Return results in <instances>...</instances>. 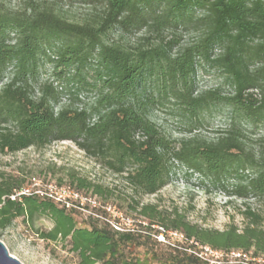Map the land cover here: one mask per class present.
Instances as JSON below:
<instances>
[{"label": "trees", "instance_id": "16d2710c", "mask_svg": "<svg viewBox=\"0 0 264 264\" xmlns=\"http://www.w3.org/2000/svg\"><path fill=\"white\" fill-rule=\"evenodd\" d=\"M61 3L84 5L87 15L70 20ZM113 33L120 41L111 39ZM179 33L195 37L183 44ZM141 34L134 44L122 41ZM43 57L53 65L54 78L68 82L95 66V101L57 108L54 82L36 83ZM202 63L226 77L231 93L199 91L195 78ZM8 71L9 81L0 88V153L70 141L143 195L158 194L176 163L213 183L234 179L231 191L224 187L229 198L264 202V129L253 141L246 128H264V0H23L18 11L0 0V79ZM164 100L174 102L189 121L220 106L232 116L217 139L190 132L176 145L150 117ZM78 181L79 188L90 186ZM31 185L0 172V232L21 219L39 239L66 244L77 264H211L198 247L264 262V218L250 207L242 229L231 225L218 231L193 224L178 211L145 205L139 213L150 227L143 234L117 230L109 221L91 219L79 226L76 208L19 195ZM42 219L52 228L38 227ZM151 226L180 232L186 242L161 243V231ZM140 248L151 249L142 256Z\"/></svg>", "mask_w": 264, "mask_h": 264}, {"label": "rangeland", "instance_id": "374dc122", "mask_svg": "<svg viewBox=\"0 0 264 264\" xmlns=\"http://www.w3.org/2000/svg\"><path fill=\"white\" fill-rule=\"evenodd\" d=\"M3 3L10 11H18L23 0H3ZM59 9L73 21H82L88 12L86 6L81 4L66 7L61 3ZM142 35L122 41L134 44ZM165 37L167 41L173 39L171 34ZM178 37L180 42L185 44L195 36L179 33ZM111 39L120 41L121 38L117 33H113ZM96 69L95 66L87 67L77 82H68L65 79H55L53 65L49 59L43 57L38 63L36 83L54 82L55 91L58 93V102L55 105L57 108L70 105L73 108H83L95 101L96 90L93 86L97 81ZM60 72L59 69L57 73ZM9 78L10 71L0 79V88L8 83ZM195 81L201 92L219 88L225 94L231 93L226 77L205 63L199 65ZM231 116L230 108L220 106L204 111L199 120L189 121L174 102L165 100L154 106L150 114L151 120L171 141L176 142V145L179 139L189 136L190 132L208 140L217 139L228 127ZM246 128L252 132L253 141L264 129H254L248 125ZM0 172L26 178L32 184L37 183V189H47L50 185L57 189L70 187L82 199L76 203L75 214L78 225L82 227L88 226L92 219L99 220L100 223L109 221L120 231L146 234L148 231L145 228L150 227V224L148 219L139 213L145 205H155L158 211L169 214L178 211L185 214L193 224L218 231H225L231 225L242 229L246 224L243 213L247 207L264 218V202L255 199L244 202L227 196L224 187L231 191L234 179L230 178L221 184L213 183L198 174L188 172L185 168H179L175 163L166 177L165 187L158 194L147 196L135 192L125 176L116 174L104 162L90 157L70 141L54 142L43 148H30L16 154L0 153ZM79 179L90 186L79 188ZM72 181L75 184L72 185ZM97 187L102 189L103 194L96 192ZM37 226L49 230L52 223L42 219L37 222ZM151 229L161 230V227L151 226ZM0 241L6 245L12 256L23 264H77L66 244L48 243L39 239L21 219L16 220L6 231L0 232ZM198 248L200 257L211 264H264L261 259L255 260L251 256L239 258L237 252L226 254L209 247ZM149 250L140 248L138 253L144 256Z\"/></svg>", "mask_w": 264, "mask_h": 264}, {"label": "built area", "instance_id": "2783aa9c", "mask_svg": "<svg viewBox=\"0 0 264 264\" xmlns=\"http://www.w3.org/2000/svg\"><path fill=\"white\" fill-rule=\"evenodd\" d=\"M35 182V179H34ZM39 187V184L34 183L30 187L22 190L19 195H30V194H36L41 197H47L49 199H52L53 201L60 203L62 205H65L68 209L70 208H76V203L81 199L78 193L73 191L70 187H62L60 189H57L53 187L52 185L48 186L47 189H37ZM115 229L120 230L118 227L114 225ZM160 234L157 236V239L159 242L175 246V242H184L186 241L185 236L176 231H165L161 228Z\"/></svg>", "mask_w": 264, "mask_h": 264}, {"label": "water", "instance_id": "95a60500", "mask_svg": "<svg viewBox=\"0 0 264 264\" xmlns=\"http://www.w3.org/2000/svg\"><path fill=\"white\" fill-rule=\"evenodd\" d=\"M0 264H23L9 253L2 241H0Z\"/></svg>", "mask_w": 264, "mask_h": 264}]
</instances>
